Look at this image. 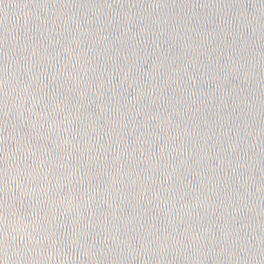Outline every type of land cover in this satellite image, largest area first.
<instances>
[{"label":"water","instance_id":"95a60500","mask_svg":"<svg viewBox=\"0 0 264 264\" xmlns=\"http://www.w3.org/2000/svg\"><path fill=\"white\" fill-rule=\"evenodd\" d=\"M6 218L10 264H264V0H0Z\"/></svg>","mask_w":264,"mask_h":264},{"label":"clouds","instance_id":"9594fccd","mask_svg":"<svg viewBox=\"0 0 264 264\" xmlns=\"http://www.w3.org/2000/svg\"><path fill=\"white\" fill-rule=\"evenodd\" d=\"M9 227H11V225L9 224L7 218L5 219V238H6V242H5V250H4V259L2 262H0V264H10V261L13 259L12 256H9L8 254V246H7V238L9 236ZM13 240H16V236H12L11 237ZM25 237L24 236H20V241L24 242Z\"/></svg>","mask_w":264,"mask_h":264}]
</instances>
